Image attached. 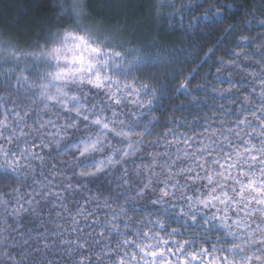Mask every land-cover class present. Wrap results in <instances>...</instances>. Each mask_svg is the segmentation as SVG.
Masks as SVG:
<instances>
[{
	"label": "snow or ice",
	"instance_id": "obj_1",
	"mask_svg": "<svg viewBox=\"0 0 264 264\" xmlns=\"http://www.w3.org/2000/svg\"><path fill=\"white\" fill-rule=\"evenodd\" d=\"M59 8L44 43H0V264H264V45L220 59L227 105L189 73L176 91L210 112L147 140L159 93L136 50L82 0Z\"/></svg>",
	"mask_w": 264,
	"mask_h": 264
},
{
	"label": "trees",
	"instance_id": "obj_2",
	"mask_svg": "<svg viewBox=\"0 0 264 264\" xmlns=\"http://www.w3.org/2000/svg\"><path fill=\"white\" fill-rule=\"evenodd\" d=\"M172 2L175 8L166 6L157 16L158 0H86L90 19L96 26L101 24V27L126 33L124 47L135 49V55L142 61L132 69L133 73L158 89L154 115L160 124L147 140L156 139L161 131L166 130L170 118L192 120L198 115L203 118L210 112V108L197 107L186 94L176 91L189 73L193 77L189 87L195 89V99L200 104L227 105V99H221L211 91L217 85L215 70L220 66V59L232 58L234 48L254 51L255 46L264 45V25L257 23L258 17L264 18L261 9L264 0ZM177 9L178 14H168ZM59 12V0H0V32L21 45L35 47L37 43H44L58 27L66 26L58 19ZM243 35L249 40L237 44ZM209 48H213L212 53H208ZM255 58H259V52ZM193 69L198 70L193 72ZM243 75L235 71L233 79L239 80ZM198 84H207L209 91L206 93L204 88H198ZM221 84L224 89L230 86L226 79ZM0 179L10 177L0 173Z\"/></svg>",
	"mask_w": 264,
	"mask_h": 264
},
{
	"label": "rangeland",
	"instance_id": "obj_3",
	"mask_svg": "<svg viewBox=\"0 0 264 264\" xmlns=\"http://www.w3.org/2000/svg\"><path fill=\"white\" fill-rule=\"evenodd\" d=\"M104 33L109 34V35H113L114 38L119 42V41H124L126 38V33L123 31H118V30H111V28H106L104 26L101 27V24H97Z\"/></svg>",
	"mask_w": 264,
	"mask_h": 264
},
{
	"label": "clouds",
	"instance_id": "obj_4",
	"mask_svg": "<svg viewBox=\"0 0 264 264\" xmlns=\"http://www.w3.org/2000/svg\"><path fill=\"white\" fill-rule=\"evenodd\" d=\"M82 3L86 5V0H82ZM85 18L87 19V16ZM15 42L16 41L11 36L5 35L4 33L0 32V43H3L4 45H8V44H14Z\"/></svg>",
	"mask_w": 264,
	"mask_h": 264
}]
</instances>
